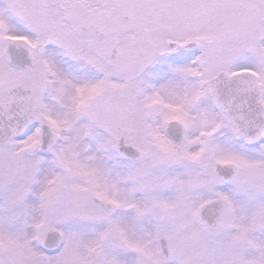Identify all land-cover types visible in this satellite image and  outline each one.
Wrapping results in <instances>:
<instances>
[{
    "label": "snow or ice",
    "instance_id": "6c2138e0",
    "mask_svg": "<svg viewBox=\"0 0 264 264\" xmlns=\"http://www.w3.org/2000/svg\"><path fill=\"white\" fill-rule=\"evenodd\" d=\"M0 264H264V0H0Z\"/></svg>",
    "mask_w": 264,
    "mask_h": 264
}]
</instances>
